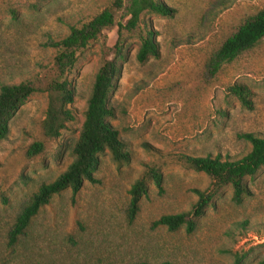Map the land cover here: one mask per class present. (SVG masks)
I'll return each mask as SVG.
<instances>
[{"label": "rangeland", "instance_id": "1", "mask_svg": "<svg viewBox=\"0 0 264 264\" xmlns=\"http://www.w3.org/2000/svg\"><path fill=\"white\" fill-rule=\"evenodd\" d=\"M0 0V85L56 77L50 45L103 9L113 11L115 24L77 53L67 74L75 89L68 106L74 120L56 138L42 134L48 94H31L9 122L0 140V264H232L234 253H246L244 264L264 259V166L245 178L249 195L232 201V188L213 189L212 179L189 168L182 155H220L238 159L250 150L240 138L264 136V38L223 64L211 76L212 53L247 18L264 8V0H164L173 16L142 15L155 31L158 57L139 63L135 54L144 24L123 31L129 47L121 77L110 97L117 129L130 154L117 163L100 155L96 183L86 181L73 194L54 195L33 217L16 243L9 231L16 215L43 183L53 181L73 160L72 149L84 119L95 74L113 57L116 23L128 19L130 0ZM234 83L251 91L252 108L243 107L229 91ZM42 149L28 155L29 147ZM150 168L162 175V189L147 177ZM147 178V194L128 219L129 189ZM195 190L211 194L195 228L175 231L154 226L164 214L192 210Z\"/></svg>", "mask_w": 264, "mask_h": 264}, {"label": "trees", "instance_id": "2", "mask_svg": "<svg viewBox=\"0 0 264 264\" xmlns=\"http://www.w3.org/2000/svg\"><path fill=\"white\" fill-rule=\"evenodd\" d=\"M120 0L115 1L116 6ZM175 9L164 0H130L126 13L128 19L124 24L117 22V39L113 45V57L106 59L98 68L90 95L84 111L79 137L72 149L73 160L67 168L53 181L43 183L34 192L30 200L16 215L9 231V244L16 243L31 223L39 210L48 204L51 198L60 192L70 189L76 194L86 181L96 183L95 171L98 168L100 155L105 151L110 153L113 161L127 163L130 154L125 143L119 137L117 129L109 119L114 117V108L110 105V97L121 77L123 63L127 61L129 47L122 38L123 31H133L144 24V35L135 54L139 63L149 57H158L159 46L155 38V31L142 20L145 13L161 16H173ZM115 24L113 11L103 9L89 21L79 27H70L69 33L50 45L57 49L54 57L56 77L48 80L45 85H36L33 81L19 83H5L0 85V140L4 139L9 130V122L27 98L41 88L48 94L45 118L41 122L42 134L46 138H56L68 122L74 120L72 110L68 107L75 98V89L67 74L73 69L77 60V53L96 40L103 29ZM264 38V8L244 20L237 29L230 34L221 45L212 53L207 62V72L214 76L223 64L232 62L239 54L253 48ZM228 91L235 96L240 104L252 108L251 91L242 83H234ZM240 138L250 143V150L238 159L222 158L220 155L210 154L192 156L182 155L181 160L191 169L203 172L212 179L213 189L225 185L232 188L231 199L240 204L249 189L245 182L246 177L253 176L264 166V136L253 132L242 133ZM42 149V143L35 142L28 149V155L36 154ZM149 177L159 190L162 189V175L150 168ZM198 199L192 210L175 214H164L153 221L154 226H165L175 231L185 226L187 232L195 228V218L203 215L206 207L211 203V194L195 190ZM128 219L133 220L139 211L141 197L147 194V178L137 179L129 189ZM246 253H234L232 264H244ZM148 264V263H142ZM162 264H171L163 262ZM258 264H264V259Z\"/></svg>", "mask_w": 264, "mask_h": 264}]
</instances>
